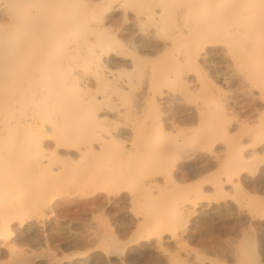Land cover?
I'll use <instances>...</instances> for the list:
<instances>
[{"label":"bare ground","instance_id":"bare-ground-1","mask_svg":"<svg viewBox=\"0 0 264 264\" xmlns=\"http://www.w3.org/2000/svg\"><path fill=\"white\" fill-rule=\"evenodd\" d=\"M0 113V264H264V0H0Z\"/></svg>","mask_w":264,"mask_h":264},{"label":"rangeland","instance_id":"rangeland-1","mask_svg":"<svg viewBox=\"0 0 264 264\" xmlns=\"http://www.w3.org/2000/svg\"><path fill=\"white\" fill-rule=\"evenodd\" d=\"M108 13H105V15H107ZM98 20V18H95V17H93V19H91L90 21H92V22H90L89 21V25L90 26H92V24L94 25L95 23H97L96 21ZM94 20V21H93ZM96 20V21H95ZM91 23V24H90ZM98 23H99V21H98ZM101 24V23H100ZM88 25V26H89ZM81 35V34H80ZM110 53H105V54H103L102 55V58H104L103 60H105V59H108V55H109ZM82 55V54H81ZM84 56V55H83ZM79 56H77V57H74V65H75V63H77L78 62V64H79V67H77V68H79V70H84L86 73H85V78H87V79H89V80H93V78H94V73H91V72H89V66L91 65L90 64V62L89 61H85V62H83L85 59L84 58H81V57H79ZM77 58V59H76ZM76 60V61H75ZM83 63H82V62ZM82 63V64H81ZM78 64H76L75 66H77ZM81 64V65H80ZM104 65L106 66V63H104ZM84 69H83V68ZM107 67V66H106ZM75 70H78V69H75ZM89 72V73H88ZM86 74H87V77H86ZM92 74V75H91ZM109 81V80H108ZM103 86H100L99 87V89H98V91L97 92H99V93H97V96L98 97H101V96H104V93L103 94H100V93H102V91L104 92L105 90H107V89H105L106 88V85L103 87V89L101 90V88H102ZM62 91V92H61ZM60 91V94L58 95V99H59V101H62L61 102V105L60 106H63V107H70L71 105H73L74 104V100H75V91H70V90H68L67 88H63L62 90ZM106 92H108V90L106 91ZM101 95V96H100ZM100 99H98V101H99ZM58 101V102H59ZM70 103H73V104H70ZM56 105H58L57 103L55 104V106ZM79 105V104H78ZM25 106V105H24ZM101 108H102V110L105 108V109H107L106 108V103H105V105L104 104H101ZM26 107V106H25ZM63 107H61V108H63ZM100 113H98V115H103V113H101L102 111H99ZM0 116H1V113H0ZM45 119V117L44 118H40V119H38V121H40L41 120V122H39V123H42V124H47V123H49L50 122V120L52 119H48V120H44ZM44 122V123H43ZM46 122V123H45ZM62 151H65V149L64 150H62ZM71 151H73V150H71ZM75 182H76V180H70L69 178H67L66 180H65V182L64 183H62L63 185L61 186V187H57V188H55V189H52L51 188V190H50V194H51V196L54 198V199H59V197H62L63 198V196L65 197V195H67L66 197H68L69 195L67 194L68 192H66V189L65 188H67V186L68 185H75ZM70 192V191H69ZM70 194H73V192H71ZM80 193H78V195H79ZM77 194H73L72 196H76ZM77 195V196H78ZM58 196V198H56ZM75 208H77V209H75ZM74 210V211H73ZM81 211H84L82 208H78V207H75V206H66V207H64L63 208V210L58 214V221H59V223L67 230V229H70V232H67V236H68V238H69V240H71V238L73 237V234H74V232H75V230L74 229H76V230H83V228H84V226H87V225H89V223L91 222V223H93V220L97 217L96 215H92V212H81ZM61 213H63V214H61ZM65 213V214H64ZM70 215V216H69ZM63 216V217H62ZM94 216V217H93ZM96 216V217H95ZM92 217V218H91ZM67 218V219H66ZM91 219V220H90ZM75 226V227H74ZM74 230V231H73ZM65 233H66V231H65ZM79 247H81V248H79ZM83 246L82 245H78V247H76V251L74 250V249H72V251L71 250H69V251H67L68 253H70V252H72V253H81V252H84V248H82ZM23 249H26V250H29L30 248H26V247H24L23 246ZM83 249V250H82ZM80 250V251H79ZM61 252H62V250H60ZM60 251L58 250V251H55V253L57 254V255H60ZM75 251V252H74ZM64 253L65 255L66 254H68V253ZM37 254V253H36ZM63 254V255H64ZM141 264H143L142 262H140ZM34 264H41L40 263V259H37V260H35V263ZM138 264V263H137Z\"/></svg>","mask_w":264,"mask_h":264}]
</instances>
